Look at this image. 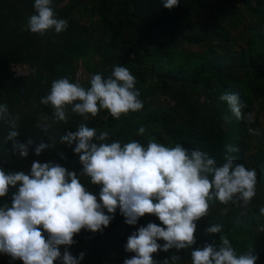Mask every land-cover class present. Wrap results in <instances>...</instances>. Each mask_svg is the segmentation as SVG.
Listing matches in <instances>:
<instances>
[{
    "label": "trees",
    "instance_id": "16d2710c",
    "mask_svg": "<svg viewBox=\"0 0 264 264\" xmlns=\"http://www.w3.org/2000/svg\"><path fill=\"white\" fill-rule=\"evenodd\" d=\"M230 1L233 0H178L177 6L167 9L163 0H106L90 8L96 18L88 21L86 0H52L57 18L66 20L68 26L59 33L49 29L40 35L28 28V19L35 14L34 0H0V104H6L9 113L7 119L0 120V169L28 174L34 161L59 164L76 172L85 188L98 195L101 186L80 175L83 166L79 154L73 151L75 142L69 145L60 141L61 136L76 131L80 124L95 128L97 135L108 133L107 140L94 142L119 141L123 145L137 141L146 147L154 139L169 148L179 143L189 151L207 153L217 166L224 163V146L231 144L238 149L229 154L235 162L256 169V194L251 202L211 201L207 216L196 221L195 244L181 250H158L153 260L160 264L157 261L162 257L168 260L176 255L180 257L176 263L192 264V250L205 244L219 246L220 236H226L237 255L252 248L258 256L255 264H264V214L260 212L264 208V135L249 155L252 135L247 122L253 103L264 95V0H242L243 10L234 12L222 26L225 17L214 5ZM200 10L208 15L201 16L204 20L199 17ZM244 14L256 16L257 20L248 26L245 45H237L235 50L228 25L238 27L245 20ZM199 30L205 33L197 34ZM183 43L198 45L202 51L192 56L185 54L181 50ZM95 56L99 58L94 60ZM11 64L26 65L31 71L14 77ZM117 65L128 68L135 76L142 110L114 119L101 109L95 117L88 114L85 119L68 106L67 120L59 121L50 104L40 103L54 80L66 77L74 83L81 67L85 73H100L107 78ZM225 91L239 95L244 104L242 119L237 120L227 104L219 100ZM156 93L171 104L152 106L150 101ZM225 115L228 121L223 119ZM12 118L19 132L15 141L7 139L11 130L8 121ZM141 127L145 132L138 134ZM29 139L32 144L28 145V155L21 157L14 143L27 144ZM41 142L49 147L36 155L35 147ZM18 186L10 187L8 194L0 197V206L11 205ZM112 216L102 232L81 229L74 235L76 246L71 254H85L80 264H115L97 255L101 247L113 248L117 254L125 251L126 243L122 241L130 235L123 234L122 228L129 225L118 210ZM151 219L164 227L157 217ZM148 221L150 217L143 216L137 223L146 226ZM214 224L222 226L220 233L207 231ZM113 233L119 239L111 243ZM43 234L47 238V233ZM65 247L59 246L61 254ZM57 262L61 261L54 264ZM16 264L23 261L17 259Z\"/></svg>",
    "mask_w": 264,
    "mask_h": 264
},
{
    "label": "clouds",
    "instance_id": "9594fccd",
    "mask_svg": "<svg viewBox=\"0 0 264 264\" xmlns=\"http://www.w3.org/2000/svg\"><path fill=\"white\" fill-rule=\"evenodd\" d=\"M178 0H163V7L171 9ZM35 14L28 19L32 33L44 35L49 29L57 33L65 30L68 22L59 19L52 6V0H34ZM136 78L122 65L113 67L111 75L105 78L96 73L91 76L90 87L69 78L54 80L50 92L42 97L41 104L51 105L56 120L66 121V109L88 118L95 117L106 109L114 119L129 111L142 110L143 102L135 88ZM219 100L225 102L237 120L243 118L244 104L239 95L225 91ZM9 117L6 104H0V120ZM251 122L253 115L247 116ZM225 121L229 117H223ZM47 117H45V121ZM10 131L7 139L15 141L19 135L16 119H9ZM253 135H260L249 129ZM141 127L138 134H143ZM108 138L107 132L97 135L95 128L80 124L76 131L60 137L61 142L71 145L79 154L82 164L80 175L90 177L94 185H100L97 194L90 193L80 182L76 172L59 164L33 162L30 173L23 171L5 172L0 169V197L8 194L10 187L19 185L11 197V205L0 206V253L23 264H80L84 258L81 252L73 256L68 246L75 243L73 237L81 229L93 233L102 232L113 219L119 208L125 223L135 225L145 214L155 215L164 227L149 222L133 232L124 245L131 258L123 264H156L152 254L190 248L195 244L196 221L207 216L210 202L222 204L243 202L247 205L256 194L257 172L235 162L231 153L238 151L226 144L225 160L221 166L207 153L184 148L165 147L154 139L147 146L137 141L121 145L119 141L98 143ZM27 144L14 143L21 157L28 155ZM49 145L41 142L35 147V154ZM99 198V202H98ZM264 214V208H260ZM222 226L214 224L209 233H220ZM44 232L47 233L45 238ZM163 240V245L158 240ZM66 246L61 254L59 246ZM192 264H255L258 256L252 248L237 255L226 236H220V245L205 244L191 251ZM179 256L173 255L164 264H176Z\"/></svg>",
    "mask_w": 264,
    "mask_h": 264
},
{
    "label": "rangeland",
    "instance_id": "374dc122",
    "mask_svg": "<svg viewBox=\"0 0 264 264\" xmlns=\"http://www.w3.org/2000/svg\"><path fill=\"white\" fill-rule=\"evenodd\" d=\"M106 2V0H86V9L88 10L87 12V19L88 21H92L96 18V15L94 12H91V7L94 5H97L98 3H102L104 4ZM215 4V3H214ZM215 9H219L223 15H224V22L221 23L222 26H224L227 22V18L232 17L233 13L236 11H242L244 8L243 2L242 0H233L230 1V3L226 4V3H219V4H215L214 5ZM90 13V14H89ZM245 15V20L241 21V23L239 24L238 27H234L232 25H228L229 29H230V37L233 40V47L236 50L237 45H241L244 46L245 45V41H246V36H247V30H248V26L249 24H254L257 20L256 16H247V14ZM206 18L208 15L206 12H202V10H200L199 13V17L201 20H204L203 18ZM206 21H209L210 19H205ZM197 34H204V30H199L196 31ZM181 50L185 53L188 54L190 56L200 53L202 51L201 48H199L198 45H190L187 43H183L181 45ZM220 52V50H219ZM92 56V54H90ZM99 57L95 56L93 59L97 60ZM91 72L90 73H85V71L83 70V68L81 67L77 74H76V80L74 83L79 82L83 87H85L87 89V85L90 84V79H91ZM237 76H241V73H238ZM151 105L152 106H162V107H167L169 104L171 103H167L166 97L156 93L152 99H151ZM253 115V120L250 122L247 118V122L249 124V128L250 129H255L258 130L260 132V135H253L251 132L250 134L252 135V139L250 142V146H249V155L253 154L256 150L257 147V140H261L263 139L262 136L264 135V95H260L257 97V100L253 103L252 106V111L250 112ZM248 116V115H247ZM254 136V138H253ZM117 210L119 211V208H117ZM106 215H109V213H107V210H104ZM120 212V211H119ZM112 215V214H111ZM144 216L146 217H150V220L152 222L151 218L156 217L153 214H145ZM204 217L200 218L203 219ZM199 219V220H200ZM150 221H148L149 223ZM142 225L139 223H136L135 225H129L128 227H123L122 228V233L123 234H129L131 235L133 232L137 231V229L139 227H141ZM116 239H119L118 235H116V233L113 235L111 234L110 236V242L113 243L116 241ZM159 244L163 245L165 242L161 239L157 241ZM122 243H127V239H124L122 241ZM91 245H94V242H91ZM76 244H74L71 248L68 249V251L71 253L73 251V249L75 248ZM173 250V248L171 249ZM97 255L101 256V258L104 259H111L114 260L115 264H123V261L127 258H131L133 254H128V252L121 250L120 253H115L113 248H109V247H101V250H97ZM153 255V254H152ZM167 260L166 256L162 257L161 260H158L157 263L160 264H164V261ZM17 259L13 260L11 259L10 256H8L7 254H3L0 253V264H16ZM57 264H61V262H57ZM171 264V263H170ZM176 264H182V263H176Z\"/></svg>",
    "mask_w": 264,
    "mask_h": 264
},
{
    "label": "built area",
    "instance_id": "2783aa9c",
    "mask_svg": "<svg viewBox=\"0 0 264 264\" xmlns=\"http://www.w3.org/2000/svg\"><path fill=\"white\" fill-rule=\"evenodd\" d=\"M11 71L14 73V77H17L19 75H28L31 69L26 65L11 64Z\"/></svg>",
    "mask_w": 264,
    "mask_h": 264
}]
</instances>
